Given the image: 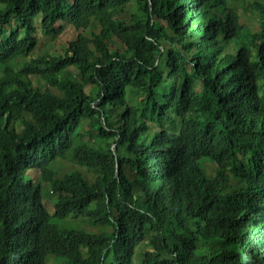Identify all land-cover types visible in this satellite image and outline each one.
I'll list each match as a JSON object with an SVG mask.
<instances>
[{
  "label": "trees",
  "instance_id": "1",
  "mask_svg": "<svg viewBox=\"0 0 264 264\" xmlns=\"http://www.w3.org/2000/svg\"><path fill=\"white\" fill-rule=\"evenodd\" d=\"M240 1L0 0V264H264V0L260 31ZM39 16L78 32L63 55L31 58Z\"/></svg>",
  "mask_w": 264,
  "mask_h": 264
},
{
  "label": "rangeland",
  "instance_id": "2",
  "mask_svg": "<svg viewBox=\"0 0 264 264\" xmlns=\"http://www.w3.org/2000/svg\"><path fill=\"white\" fill-rule=\"evenodd\" d=\"M259 0H242L240 2H236L233 4L234 9L238 12V15L241 18V24L245 27L250 29L251 31H260L259 27V13L255 10V3ZM48 20L43 18L42 16L37 17L36 19V26L40 30L41 33V41L39 42L37 50L31 56V58H40V57H49V56H61L64 52L68 49L69 43L75 41L78 36V32L72 27H65V30L58 36H49L47 35L48 29ZM60 26V24H58ZM17 24L13 22L12 29H17ZM99 31V27L95 25L93 28L89 29L88 31L84 32V35H91L92 33H97ZM115 48H124L122 43L118 40H114L113 42ZM68 76H76L78 75L75 68L71 69L67 72ZM35 84H38L37 79H33ZM91 88H88L87 91L89 92ZM86 128L83 124L82 132L85 133ZM90 140V137H87ZM206 170L209 174H214V167L211 163L207 160L203 161V164L206 163ZM56 169L58 170L59 177L63 178L71 171L76 169V166L67 161H59L56 165ZM34 174V175H33ZM38 172L35 170L30 171L29 177H27V181L33 182L34 184H40V180ZM42 190H43V202L48 207L50 214L55 213V204L57 202V195L52 193L51 188L49 185L45 183H41ZM48 193H50L48 195ZM54 224L60 230H84L86 232H91L98 234L100 232H111L112 227L102 228V227H94L85 219H78L75 220L73 218H68L66 220H54ZM149 247L143 245L139 248L137 255L134 259V264H141L140 258L141 254L148 250ZM54 256L48 257V264H67L66 261L63 259L56 258ZM59 259V260H57ZM103 264H113L112 263V256L109 255Z\"/></svg>",
  "mask_w": 264,
  "mask_h": 264
},
{
  "label": "clouds",
  "instance_id": "3",
  "mask_svg": "<svg viewBox=\"0 0 264 264\" xmlns=\"http://www.w3.org/2000/svg\"><path fill=\"white\" fill-rule=\"evenodd\" d=\"M52 215V214H51Z\"/></svg>",
  "mask_w": 264,
  "mask_h": 264
}]
</instances>
